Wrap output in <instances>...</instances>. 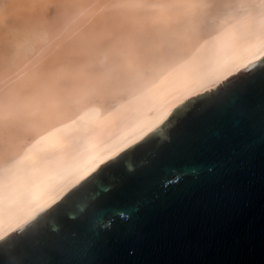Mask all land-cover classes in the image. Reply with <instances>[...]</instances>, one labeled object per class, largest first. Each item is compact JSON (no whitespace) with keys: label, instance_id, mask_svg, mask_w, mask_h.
Segmentation results:
<instances>
[{"label":"water","instance_id":"obj_1","mask_svg":"<svg viewBox=\"0 0 264 264\" xmlns=\"http://www.w3.org/2000/svg\"><path fill=\"white\" fill-rule=\"evenodd\" d=\"M262 62L246 87L229 89L232 75L183 102L9 234L38 221L25 242L0 240V264H264Z\"/></svg>","mask_w":264,"mask_h":264},{"label":"clouds","instance_id":"obj_2","mask_svg":"<svg viewBox=\"0 0 264 264\" xmlns=\"http://www.w3.org/2000/svg\"><path fill=\"white\" fill-rule=\"evenodd\" d=\"M229 2L0 0V152L71 113L131 100Z\"/></svg>","mask_w":264,"mask_h":264},{"label":"bare ground","instance_id":"obj_3","mask_svg":"<svg viewBox=\"0 0 264 264\" xmlns=\"http://www.w3.org/2000/svg\"><path fill=\"white\" fill-rule=\"evenodd\" d=\"M262 2L235 0L245 6L218 11L203 22L199 38L134 98L120 102L111 120L103 122L111 110L101 103L27 132L34 136L31 146L23 134L7 165L10 171L0 173V240L159 126L177 106L262 58Z\"/></svg>","mask_w":264,"mask_h":264},{"label":"snow or ice","instance_id":"obj_4","mask_svg":"<svg viewBox=\"0 0 264 264\" xmlns=\"http://www.w3.org/2000/svg\"><path fill=\"white\" fill-rule=\"evenodd\" d=\"M217 6L219 7L221 5L218 4ZM223 6L224 7H244L245 5L243 3L237 4V3L229 2V3L224 4ZM260 8H261L262 20H264V2L260 4ZM261 29H262V35H264V23H262ZM261 52H264V47L261 48ZM262 66H264V62H262ZM253 74H255V70ZM248 80H249V74H247L246 70H242L239 77H236L235 75L233 76V80L228 84V88L232 89L234 88V86H238L239 88H244L247 86ZM221 87H223V85ZM217 91L219 92V89H217ZM16 147L17 146L14 145L10 147L8 150L0 152V157H3L5 160V165L3 167H0V173L7 174L10 171L7 165L10 162L11 155L16 150ZM115 163L116 161H113V164ZM49 211L59 212L60 208L59 206H57L56 209H50ZM45 215H47V213H45ZM37 224H38V221H33V223L30 224L28 228L17 232L15 235H9L8 242L11 244H20V243L25 242L27 239L31 237L32 231L36 229Z\"/></svg>","mask_w":264,"mask_h":264},{"label":"rangeland","instance_id":"obj_5","mask_svg":"<svg viewBox=\"0 0 264 264\" xmlns=\"http://www.w3.org/2000/svg\"><path fill=\"white\" fill-rule=\"evenodd\" d=\"M106 105H107V107L109 108V110H111V112L108 114L109 116H107L105 119H103V122H104V121H109V120H111V118H112L114 112H115L116 110L120 109V107H119V103H107ZM24 135H25L24 137L27 138V140H26L27 145H28V146H31L30 143H32L33 140H34V136H33V134H31V133H24ZM31 135H32V136H31ZM32 139H33V140H32ZM24 140H25V139H24ZM30 140H31V141H30ZM28 143H29V144H28ZM3 159H4L3 157H0V160H3Z\"/></svg>","mask_w":264,"mask_h":264}]
</instances>
